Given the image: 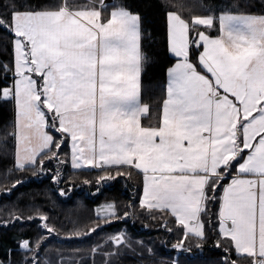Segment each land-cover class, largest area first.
I'll list each match as a JSON object with an SVG mask.
<instances>
[{
	"label": "snow or ice",
	"instance_id": "6c2138e0",
	"mask_svg": "<svg viewBox=\"0 0 264 264\" xmlns=\"http://www.w3.org/2000/svg\"><path fill=\"white\" fill-rule=\"evenodd\" d=\"M250 7L225 6L190 18L166 13L174 63L166 70L159 115L144 125L147 58L139 12L107 0H11L0 15L11 54L0 63L7 81L0 84V100L14 107L13 170L51 173L57 188L64 166L103 171L97 191L136 170L142 175L139 207L153 219L161 214V227L178 234L172 264L193 247L202 251L209 232L223 252L218 264H237L233 252L248 264H264V9ZM58 194L69 193L61 188ZM37 213L28 220L41 221V234H58L47 213ZM94 216L99 223L87 235L121 218L114 202L98 205ZM15 219L23 223V217ZM109 243L119 255L127 239L120 232ZM35 244L17 242L21 264H42L43 241Z\"/></svg>",
	"mask_w": 264,
	"mask_h": 264
},
{
	"label": "trees",
	"instance_id": "16d2710c",
	"mask_svg": "<svg viewBox=\"0 0 264 264\" xmlns=\"http://www.w3.org/2000/svg\"><path fill=\"white\" fill-rule=\"evenodd\" d=\"M10 2L0 0V15L5 13ZM16 2L55 4L58 0ZM76 2L85 4L89 0ZM115 2L127 5L144 18L142 50L147 59L142 73L140 98L149 108V112L142 118L144 125L155 122V117L159 115L165 96L166 70L174 63L166 46L165 15L168 11L190 18L193 14L203 15L209 10L233 5L248 4L255 13L264 9V0H111L109 3ZM10 58V37L0 29V63H6ZM4 82L7 81L0 73V84ZM14 119L13 104L0 100V261L3 264H21L23 254L17 250V242L24 238L31 239L33 247L36 246L37 238L43 241L40 249L42 264H106V261H110V264H172V260L177 257L172 245L177 241L178 234L175 231L168 233L161 227V214L153 219L146 210L139 207L142 175L136 170L131 175L125 172L123 176L99 186L97 191L96 178L102 176L103 171L73 170L70 165L64 166L58 188L50 179L51 173L33 176L36 169L32 167L23 172L14 171L15 142L11 135ZM66 152L68 148L65 146L61 150V159ZM46 167L54 170L55 164ZM107 171L114 173L116 170ZM85 180L92 183L85 184ZM17 181L23 183L16 185ZM61 188L69 194L60 196L58 193ZM102 202H114L121 218L87 235L88 230L99 223L95 219L94 210ZM130 203L136 207L127 208ZM209 208L215 211L212 204ZM37 209L47 213L49 223L59 230L58 234H41V221L38 218L28 220L29 216H38ZM125 211H130L132 216L124 219ZM17 216L23 217V223L15 219ZM5 224L7 227L3 226ZM168 226L175 227L173 223ZM75 230L85 235H74ZM120 232L125 234L127 243L116 255L109 241ZM214 243L215 237L209 232L203 250L193 247L190 253H180V264H218L223 252ZM94 247L98 248L96 253L92 251ZM232 259H236L237 264H248L242 257L238 258L235 252L232 253Z\"/></svg>",
	"mask_w": 264,
	"mask_h": 264
},
{
	"label": "crops",
	"instance_id": "0c3cea01",
	"mask_svg": "<svg viewBox=\"0 0 264 264\" xmlns=\"http://www.w3.org/2000/svg\"><path fill=\"white\" fill-rule=\"evenodd\" d=\"M166 83H167V76H166ZM140 99H141V98H140ZM141 103L144 104L142 101H141ZM145 105H146V104H145ZM146 114H147V113H146ZM146 114H145V115H146ZM141 191H142V188H141Z\"/></svg>",
	"mask_w": 264,
	"mask_h": 264
},
{
	"label": "rangeland",
	"instance_id": "374dc122",
	"mask_svg": "<svg viewBox=\"0 0 264 264\" xmlns=\"http://www.w3.org/2000/svg\"><path fill=\"white\" fill-rule=\"evenodd\" d=\"M110 1H111V0H107V2H110ZM102 203H105V202H102ZM109 203H111V202H109ZM100 204H101V203H100ZM100 204H98V205H100ZM98 205H96V207H97ZM96 207H95V208H96Z\"/></svg>",
	"mask_w": 264,
	"mask_h": 264
}]
</instances>
